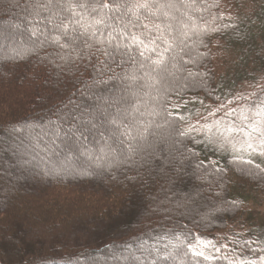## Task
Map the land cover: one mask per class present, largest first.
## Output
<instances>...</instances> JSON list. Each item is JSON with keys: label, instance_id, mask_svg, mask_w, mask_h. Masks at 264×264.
<instances>
[{"label": "trees", "instance_id": "16d2710c", "mask_svg": "<svg viewBox=\"0 0 264 264\" xmlns=\"http://www.w3.org/2000/svg\"><path fill=\"white\" fill-rule=\"evenodd\" d=\"M38 2L0 0V264H89V256L93 264H264L258 229L224 253L205 237L246 213L247 201L264 206L259 140L257 154L242 150L264 101V26L245 28L224 14L222 0H184L177 19L165 21L172 48L164 52L162 40L149 43L163 17L145 20L140 10L136 20L121 9L103 25L69 24L64 34L54 27L60 17ZM214 42L242 54L233 74L220 76L248 97L230 101L236 106L203 133L180 112L220 102ZM221 137L233 138L232 156L215 145ZM230 174L249 194L234 196Z\"/></svg>", "mask_w": 264, "mask_h": 264}, {"label": "rangeland", "instance_id": "374dc122", "mask_svg": "<svg viewBox=\"0 0 264 264\" xmlns=\"http://www.w3.org/2000/svg\"><path fill=\"white\" fill-rule=\"evenodd\" d=\"M222 5L224 9V14L231 19H238L239 21L245 20L246 26L250 27L258 22L261 23V27L264 26V17L263 15V6L264 2L261 0H222ZM260 17V18H259ZM258 18L260 20H258ZM255 33L260 34L261 29ZM212 52L214 57V67L216 70L217 78L220 75L233 74V65L239 61L236 59L242 56L241 53L231 54L224 46L223 43L218 44L214 42L212 45ZM234 62V63H232ZM219 80L224 82V86L217 90V99L220 100L217 104H211L209 102L201 101L196 105H187L185 109L181 110V116L188 117L189 120L186 122L190 128L194 127L195 130L199 132H205L208 122L214 118L215 114L221 112H229L233 106L228 105L230 101L240 100V98L248 97L247 90H232L226 80L220 76ZM233 111V110H232ZM247 137V136H246ZM221 142V144H220ZM233 138L228 137L225 140V137L216 139L215 145L221 146V150L227 154H231V146L233 144ZM48 146V145H46ZM229 156V158H230ZM213 162H218L217 159L212 158L211 155H207V159H210ZM254 159V158H253ZM261 160L264 162V159L261 157ZM257 158L258 164L262 165V161ZM234 184V196L242 198L249 194L248 188L245 187L239 179L234 177L232 174L229 175V183ZM242 182V183H241ZM246 213L243 211V215L238 217L236 220H232L228 223L225 230L215 231L209 236H205L208 241L213 242L216 247H219L221 253L228 251V246L235 242L237 238H248L251 236V233H257L256 229L259 230L261 235L264 237V206L255 201H247L246 203ZM245 205V206H246ZM249 232V233H248Z\"/></svg>", "mask_w": 264, "mask_h": 264}, {"label": "snow or ice", "instance_id": "6c2138e0", "mask_svg": "<svg viewBox=\"0 0 264 264\" xmlns=\"http://www.w3.org/2000/svg\"><path fill=\"white\" fill-rule=\"evenodd\" d=\"M35 8L40 9L42 11H47L50 17H60V22L54 24V27L57 31H60L64 34H67V29L69 24L78 25L81 28H88L94 25H103L105 24L106 20L111 19L112 17L109 16V13L120 12L121 9H126L128 12H132L135 15L136 20H140L139 12L143 10L145 15L144 19L147 20L150 17H156L160 19L163 17L161 23H153L152 29L159 33L154 39L150 40L149 43L155 45L156 40H162L164 44L168 45L164 49V52H168L172 48V43L165 37V32L172 28L170 22L165 23V21H170L171 19H177L173 15L174 12H180L181 8L187 7L185 5L184 0H179V3L176 0H135V3L128 4V3H121L120 0H42V2H38L34 5ZM79 10V11H77ZM107 10V11H105ZM62 13H69L70 15L64 16ZM96 14V15H92ZM127 13H122L121 15H126ZM185 15L187 13H184ZM39 15V13H37ZM86 16H91V21L85 25L82 21H85ZM78 17L79 19H76ZM67 21V22H66ZM50 22L51 19H50ZM121 22H123L121 20ZM133 27L136 26L135 23L129 21ZM128 25L125 24L124 27L126 28ZM144 29H149L148 24L141 25ZM76 29L73 28V31ZM94 34V33H93ZM187 35V33H184ZM60 37L55 36L53 37L54 42H59ZM116 37L109 36V43H112ZM132 40L139 46L142 45L145 49H148V44L145 43V40L140 39L139 37L133 35ZM117 48L120 47L119 44L116 45ZM125 48L128 45H124ZM151 51L155 52L156 48L153 47L150 49ZM141 56L144 55L143 52L140 53ZM158 67L163 66L165 64V60L163 58L162 53H158V59L153 61ZM256 116L259 117L258 120H253L249 127L250 131L246 133L247 139L244 141V145L242 146V150L248 151L251 149L253 154H257V149L253 146L252 141L258 139L259 145L261 146L259 155L264 156V101H261V105L256 110ZM245 120H248L249 117L244 116ZM112 124L117 125V127L122 125V122H118L116 119L111 121ZM125 127H128L125 125ZM228 133L232 132H244L243 128L240 127H228L226 129ZM258 134L254 136L253 134ZM128 134V133H122ZM143 138V137H141ZM135 139V137H133ZM234 151H241V149H237L235 145H233ZM130 151H135V149L129 145ZM236 159L240 160L243 164L251 165V160H243L241 157H236ZM257 169H259V165H255ZM190 250H192L194 256L202 257L203 259L207 260L210 257L206 256L203 251H196L195 246L189 244ZM187 255V253H185ZM89 264H93L95 257L89 256L88 258ZM134 260H139V257L133 256ZM167 259V258H165Z\"/></svg>", "mask_w": 264, "mask_h": 264}]
</instances>
